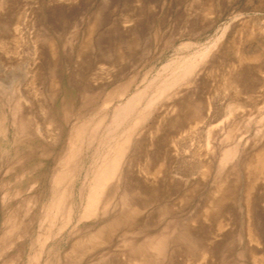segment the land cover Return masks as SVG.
I'll return each mask as SVG.
<instances>
[{
    "label": "rangeland",
    "instance_id": "374dc122",
    "mask_svg": "<svg viewBox=\"0 0 264 264\" xmlns=\"http://www.w3.org/2000/svg\"><path fill=\"white\" fill-rule=\"evenodd\" d=\"M0 264H264V0H0Z\"/></svg>",
    "mask_w": 264,
    "mask_h": 264
},
{
    "label": "bare ground",
    "instance_id": "6f19581e",
    "mask_svg": "<svg viewBox=\"0 0 264 264\" xmlns=\"http://www.w3.org/2000/svg\"><path fill=\"white\" fill-rule=\"evenodd\" d=\"M134 98V97H133Z\"/></svg>",
    "mask_w": 264,
    "mask_h": 264
}]
</instances>
